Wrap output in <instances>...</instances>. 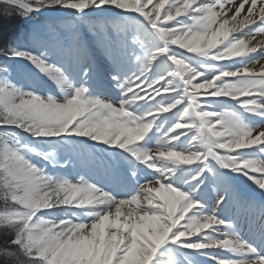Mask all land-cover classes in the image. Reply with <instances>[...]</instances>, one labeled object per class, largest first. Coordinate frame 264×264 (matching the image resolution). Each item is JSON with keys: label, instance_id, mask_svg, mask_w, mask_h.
<instances>
[{"label": "snow or ice", "instance_id": "6c2138e0", "mask_svg": "<svg viewBox=\"0 0 264 264\" xmlns=\"http://www.w3.org/2000/svg\"><path fill=\"white\" fill-rule=\"evenodd\" d=\"M0 3L74 17L108 62L104 87L52 25L0 43V264H264L234 188L264 198V0ZM97 151L108 183L65 174Z\"/></svg>", "mask_w": 264, "mask_h": 264}, {"label": "trees", "instance_id": "16d2710c", "mask_svg": "<svg viewBox=\"0 0 264 264\" xmlns=\"http://www.w3.org/2000/svg\"><path fill=\"white\" fill-rule=\"evenodd\" d=\"M3 8L4 5L0 3V12H2ZM72 18L63 15L54 19L33 17L31 20L25 21L16 14L10 16L0 15V43H7L13 38H23L26 33H30L32 29L38 25H52V29L47 33L50 39H60L64 42L71 43L73 41V32H75ZM83 27L85 29V25H83ZM2 208L3 207H0V209Z\"/></svg>", "mask_w": 264, "mask_h": 264}, {"label": "rangeland", "instance_id": "374dc122", "mask_svg": "<svg viewBox=\"0 0 264 264\" xmlns=\"http://www.w3.org/2000/svg\"><path fill=\"white\" fill-rule=\"evenodd\" d=\"M71 18V17H70ZM91 143V142H89ZM73 171V174H71ZM79 171H81L79 173ZM77 172L81 175H85L86 174H89L92 175L93 172H96L91 166H85L83 167V164H80L79 162H77V166L75 168H72V167H69L68 171L65 173L66 175H68L69 177H73V176H76ZM242 183L244 181H241ZM235 190H239L236 186H234ZM242 189H240L241 191ZM0 207H3V201H1V204H0Z\"/></svg>", "mask_w": 264, "mask_h": 264}, {"label": "bare ground", "instance_id": "6f19581e", "mask_svg": "<svg viewBox=\"0 0 264 264\" xmlns=\"http://www.w3.org/2000/svg\"><path fill=\"white\" fill-rule=\"evenodd\" d=\"M102 52V54H104L103 53V51H101ZM100 71L102 72V76L103 75H106V72H107V67L105 66V65H103L101 68H100ZM47 87H49V88H51L53 91H58V90H56L55 89V86H50V85H46ZM239 195H240V197L243 199V200H246V199H244L243 198V196L239 193V192H237ZM212 197H214L215 198V193L213 192L212 193ZM238 207H233V209H232V213H234L235 212V210L237 209ZM260 219V218H259Z\"/></svg>", "mask_w": 264, "mask_h": 264}, {"label": "water", "instance_id": "95a60500", "mask_svg": "<svg viewBox=\"0 0 264 264\" xmlns=\"http://www.w3.org/2000/svg\"><path fill=\"white\" fill-rule=\"evenodd\" d=\"M50 84H51V86H54L50 81H48Z\"/></svg>", "mask_w": 264, "mask_h": 264}]
</instances>
